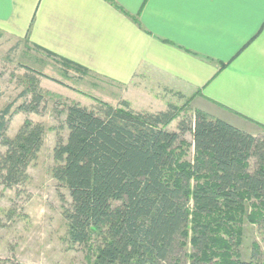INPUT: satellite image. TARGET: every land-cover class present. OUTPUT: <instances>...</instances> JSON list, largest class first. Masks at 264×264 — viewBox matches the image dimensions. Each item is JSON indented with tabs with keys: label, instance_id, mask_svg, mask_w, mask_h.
Wrapping results in <instances>:
<instances>
[{
	"label": "trees",
	"instance_id": "16d2710c",
	"mask_svg": "<svg viewBox=\"0 0 264 264\" xmlns=\"http://www.w3.org/2000/svg\"><path fill=\"white\" fill-rule=\"evenodd\" d=\"M107 1L139 23L115 0ZM34 48L68 70L90 73ZM27 77L22 96L30 98L16 109L13 103L0 109V183L7 188L29 183L28 169L47 132L44 123L26 119L15 135L7 134L14 114L39 113L46 102L37 77ZM188 105L135 110L121 100L55 107V116L65 118L54 128L50 172L71 197L63 212L66 242L83 247L88 264H264L258 241L250 259L241 252L246 223L264 235V137ZM0 264L9 263L0 257Z\"/></svg>",
	"mask_w": 264,
	"mask_h": 264
},
{
	"label": "crops",
	"instance_id": "0c3cea01",
	"mask_svg": "<svg viewBox=\"0 0 264 264\" xmlns=\"http://www.w3.org/2000/svg\"><path fill=\"white\" fill-rule=\"evenodd\" d=\"M115 1L139 23L107 0H0V30L90 69L81 78L124 91L151 75L193 108L262 133L264 0Z\"/></svg>",
	"mask_w": 264,
	"mask_h": 264
},
{
	"label": "rangeland",
	"instance_id": "374dc122",
	"mask_svg": "<svg viewBox=\"0 0 264 264\" xmlns=\"http://www.w3.org/2000/svg\"><path fill=\"white\" fill-rule=\"evenodd\" d=\"M37 77L40 87L47 91L46 102L39 113L18 112L10 119L7 134L13 136L26 119L42 122L47 128L45 143L39 157L29 169L30 181L18 188H7L0 183V257L11 264H88L83 247L70 248L66 242L68 223L64 209L70 207L71 197L67 188L58 184L50 169L54 165L53 149L57 132L65 114L55 116L54 109H64L67 102H78L87 107H97L98 102L116 104L129 95L136 110L158 111L172 103L179 107L190 101L163 81L151 75L136 78L127 86L117 87L106 80L81 78L74 70H66L55 59L36 50L27 41L0 36V109L13 103L16 109L30 96H22L28 85L27 76ZM190 108L170 125L177 124ZM64 138L68 131L62 132ZM261 137H264L262 131ZM188 141L192 136L187 135ZM0 151L4 148L0 146ZM194 153L191 148L189 158ZM258 241L264 250V235L256 226L245 224L242 256L250 259L253 242Z\"/></svg>",
	"mask_w": 264,
	"mask_h": 264
}]
</instances>
